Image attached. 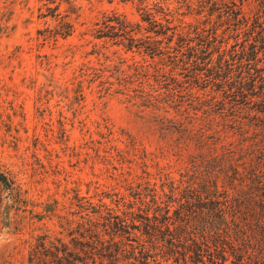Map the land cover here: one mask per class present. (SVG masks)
<instances>
[{"label":"rangeland","instance_id":"374dc122","mask_svg":"<svg viewBox=\"0 0 264 264\" xmlns=\"http://www.w3.org/2000/svg\"><path fill=\"white\" fill-rule=\"evenodd\" d=\"M191 3L0 0V173L16 187L0 182V264H28L38 237L47 245L69 241L62 217H73L78 197L136 212L150 199L138 197L147 189L135 179L143 171L159 195L169 192L157 172L178 178L185 169L196 147L182 144L181 121L199 119L206 106L186 99L187 80L167 57L115 44L111 31L118 29L109 25L124 18L134 31L137 23L148 27L143 8L159 4L170 26H187L199 18ZM166 45L176 47L177 39ZM192 92L201 103L219 102L215 87ZM229 106L223 114L233 121Z\"/></svg>","mask_w":264,"mask_h":264},{"label":"trees","instance_id":"16d2710c","mask_svg":"<svg viewBox=\"0 0 264 264\" xmlns=\"http://www.w3.org/2000/svg\"><path fill=\"white\" fill-rule=\"evenodd\" d=\"M183 1L187 8L194 2L199 16L187 26H170L173 19L159 4L143 8L144 29L137 23L134 31L124 18L109 26L118 29L111 31L115 44L167 57L187 80L186 99L206 106L195 119L199 125L181 121L182 144L196 151L178 178L157 172L168 193L159 195L146 181L149 172L135 176L147 188L138 197H150L136 212L78 197L73 217H62L69 241L58 237L47 245L46 236L38 237L28 264H264V0ZM141 30L149 35L135 38ZM162 38L177 39V46ZM195 86L215 87L219 102L201 103ZM227 103L233 121L224 117ZM0 182L16 190L4 173Z\"/></svg>","mask_w":264,"mask_h":264}]
</instances>
